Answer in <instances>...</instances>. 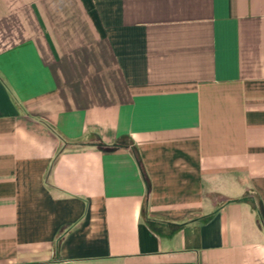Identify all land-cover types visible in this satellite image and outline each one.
Here are the masks:
<instances>
[{"label": "crops", "instance_id": "0c3cea01", "mask_svg": "<svg viewBox=\"0 0 264 264\" xmlns=\"http://www.w3.org/2000/svg\"><path fill=\"white\" fill-rule=\"evenodd\" d=\"M0 264H264V0H0Z\"/></svg>", "mask_w": 264, "mask_h": 264}, {"label": "trees", "instance_id": "16d2710c", "mask_svg": "<svg viewBox=\"0 0 264 264\" xmlns=\"http://www.w3.org/2000/svg\"><path fill=\"white\" fill-rule=\"evenodd\" d=\"M118 145H112V146H109V147H105V148H108V149H115L117 148ZM262 217V215H260V218Z\"/></svg>", "mask_w": 264, "mask_h": 264}]
</instances>
